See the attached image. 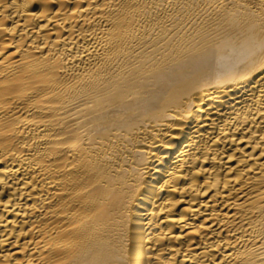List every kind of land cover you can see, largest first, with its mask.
<instances>
[{
  "label": "bare ground",
  "instance_id": "obj_1",
  "mask_svg": "<svg viewBox=\"0 0 264 264\" xmlns=\"http://www.w3.org/2000/svg\"><path fill=\"white\" fill-rule=\"evenodd\" d=\"M0 264H264V0H0Z\"/></svg>",
  "mask_w": 264,
  "mask_h": 264
}]
</instances>
